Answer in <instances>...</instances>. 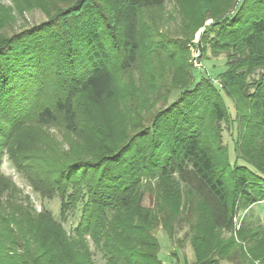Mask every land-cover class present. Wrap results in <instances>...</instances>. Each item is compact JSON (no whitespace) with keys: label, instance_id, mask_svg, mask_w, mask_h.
<instances>
[{"label":"trees","instance_id":"1","mask_svg":"<svg viewBox=\"0 0 264 264\" xmlns=\"http://www.w3.org/2000/svg\"><path fill=\"white\" fill-rule=\"evenodd\" d=\"M169 1L14 0L20 15L38 6L48 19L12 35L7 30L16 24V16L0 5V166L7 152L42 196L67 197L62 213L65 205L76 207L83 202L73 237L48 212L39 214L34 227H46L50 238L42 251L39 245L36 251L26 249L28 254L15 255L17 240L9 244L1 238L2 223L8 229L2 216L0 264H93L87 250L83 254L78 250L86 234L102 242L108 264H164L153 234L159 221L140 205L152 179L162 181L159 185L166 199H181V185L204 206L203 220L190 225L195 264H218L239 247L233 237L223 241L219 231L234 229L238 195L245 205L264 200V178L232 165L219 146L217 125L227 113L221 91L206 76L196 80L187 54H176L173 38L163 43L173 48L171 57L150 65L142 78L135 73L143 50L142 13L163 8ZM177 1L191 16L184 35L187 40L204 24L206 15L217 19L206 40L211 42L208 46L228 53L227 70L220 78L243 110L250 111L245 115L253 134L245 140V151L256 159L259 152L264 167V73L252 92L246 88L254 71L264 69V0H236L232 14L222 10V4L232 0ZM165 67H169L166 73ZM138 82L153 87L148 88L149 94L160 88L179 93L153 115L149 130L143 131L142 126L132 136L112 142L102 125L103 110L113 107L122 95L127 97ZM95 109L99 111L94 113ZM94 116L98 128L90 124ZM57 124L71 133L80 132L83 125L91 127L96 158H74L78 155L74 148L65 160L51 158L49 152L44 155L43 131ZM149 137L150 142H141ZM11 184L0 170V194ZM163 226L170 230L167 223ZM252 229L255 226L243 223L239 234L253 240L252 260L258 258L264 264V227L256 226L257 232Z\"/></svg>","mask_w":264,"mask_h":264},{"label":"rangeland","instance_id":"2","mask_svg":"<svg viewBox=\"0 0 264 264\" xmlns=\"http://www.w3.org/2000/svg\"><path fill=\"white\" fill-rule=\"evenodd\" d=\"M235 2L236 0H232L228 5L222 4V10H230V14L234 13L236 11V7H233ZM0 5L10 8L12 10L11 14L16 16V24L7 30L9 35L14 34V32L17 33L23 28L39 26L48 19L46 12L38 6L32 7L20 15L14 0H0ZM0 12L3 13L1 9ZM190 19V13L183 12L177 0H170L163 8L142 13L140 39L143 50L140 59V70L135 72L136 76L142 78L150 65L171 57L173 48H166L163 43L171 38L175 39L173 47H175L176 54H187L186 62L194 71L196 80H200L203 76L208 77L211 84L218 88L223 95L227 113L226 118L218 123L217 132L219 146L227 153L226 158L229 159L232 165L236 164L238 167L249 169L252 174L264 178V167L259 163L260 153L257 152L256 159V157L247 154L245 151V140L249 134H253L247 125L248 117L245 115L250 114V111L247 108L243 110L232 89L224 84L220 78V74L227 70V63L230 60L228 53L225 49H214L208 46L211 42L209 39L206 40L210 36L207 31L210 30L217 19L215 20L206 15L204 24L196 30L191 37L192 39L187 40L184 35ZM154 25L155 30H153ZM168 68H164L165 73ZM263 73V68L254 71L253 75L247 79V90L249 89L251 92L254 90V82L259 80ZM136 76L133 78L137 80ZM138 84L139 86L132 89L127 97L120 94L122 96L117 102L118 105L113 102V107L103 110L105 121H102V125L107 131L106 135H110L109 140L112 142L128 135L129 137L132 136L134 130L136 128L138 130L142 126H144L142 127L143 131L149 130L153 115L172 103L179 93L175 90L168 93L166 88H163V90L160 88L153 94H149V89L152 90L153 87L147 83L140 84L138 82ZM142 87L149 89H142ZM95 111H99V109H95L94 113ZM94 120H91L90 124H93L95 128L100 127L94 124L96 116H94ZM88 127L83 125L82 130L80 129V132L76 131L75 133L68 132L61 124L45 127L41 138V143H44L46 147H44V155L49 152L51 158L60 157V159L65 160L63 159L64 156H68L69 150L74 148L73 152H78L76 153L77 156H73L74 158L80 156L94 158L98 150L94 148V132L91 127H89L91 131ZM145 127L146 129H144ZM150 140L149 137L141 142H150ZM206 141H208L207 137ZM221 154L222 157L226 156L223 152ZM0 170L13 182L9 189L0 194V218L5 216L8 223L7 230H4L2 223L3 235H1V238L9 244L13 238L17 240L14 249L15 255L28 254L26 249L36 251L39 245L41 246L40 251H42L50 235L45 229L46 227L45 230L41 226L35 229L34 224L37 222L39 214L43 212H48L59 225L61 224L60 226H62L67 236L73 237L75 235L74 231L82 217V201H79L76 207L65 205V211L62 213L64 202H68L64 198L67 197H62L59 193H54L50 197L42 196L31 184L28 177L18 170L7 152H4ZM149 182L151 185L145 189L140 205L143 209L154 213L159 221L153 230V234L160 243L161 248L158 253L160 260L166 264H195L194 251L190 242V225L203 220L204 206L197 198L191 197L187 189L181 185L179 188L183 193V197L172 201L166 199L163 195L162 187L159 185L162 184L161 180L158 182V179H152ZM145 184H147V180ZM229 187L234 188L232 184H229ZM244 201L241 194L236 197L234 229L219 231V237L223 241L233 237L240 249L239 247L234 248L230 253V257L219 259L218 264H261L258 258L252 260L250 255V241L253 240L242 238L239 232L243 223L255 226V229H252L251 232H257L256 226L258 225L264 227V200L251 205H245ZM126 213L128 215L132 214L133 209ZM163 223H167L170 228V230L168 229L169 232L163 226ZM11 228H14V233L9 230ZM6 238L9 239L6 240ZM84 238V245L81 246L78 243V250L82 254L87 250L93 264H108L102 242H97L90 234H86Z\"/></svg>","mask_w":264,"mask_h":264},{"label":"crops","instance_id":"3","mask_svg":"<svg viewBox=\"0 0 264 264\" xmlns=\"http://www.w3.org/2000/svg\"><path fill=\"white\" fill-rule=\"evenodd\" d=\"M164 262V261H163ZM164 264H166L165 262H164Z\"/></svg>","mask_w":264,"mask_h":264}]
</instances>
